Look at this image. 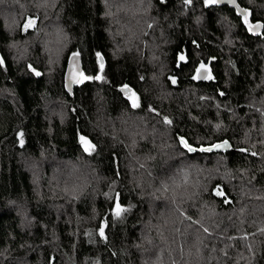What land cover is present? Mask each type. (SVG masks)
<instances>
[{
  "label": "trees",
  "instance_id": "trees-1",
  "mask_svg": "<svg viewBox=\"0 0 264 264\" xmlns=\"http://www.w3.org/2000/svg\"><path fill=\"white\" fill-rule=\"evenodd\" d=\"M10 2L0 264H264V28L249 34L234 9L205 0ZM237 2L264 24V0ZM27 16L37 25L22 32ZM70 53L92 77L71 96ZM201 63L210 78L198 81ZM182 139L231 146L190 152Z\"/></svg>",
  "mask_w": 264,
  "mask_h": 264
},
{
  "label": "water",
  "instance_id": "water-1",
  "mask_svg": "<svg viewBox=\"0 0 264 264\" xmlns=\"http://www.w3.org/2000/svg\"><path fill=\"white\" fill-rule=\"evenodd\" d=\"M217 5H227L228 7L234 9V11L239 15L241 16V18L243 19V16L240 15V10H244L245 12L248 13V11L244 8H241V6L238 4L237 0L235 2V4L231 3L230 0H223V2H220V3H216ZM29 19H34L35 20V23L32 27H29L27 30L24 29V24L26 23L27 20ZM244 22V20H242ZM250 23V21H249ZM252 24L253 26H255L256 24H261L260 22H253V23H250ZM37 25V18H34V17H26L24 18V21L21 25V31L22 32H25V31H28V30H32L35 28V26ZM245 27L247 28V30L249 31V34H256V33H259V31L261 30V28H256L254 31H250L249 30V26L246 25L244 23ZM74 53H70L68 55V57L66 58V63H65V67H64V71H63V76H62V84H63V89L66 93V95H69L71 96L72 93H73V90H74V87L77 86L79 83H70V79H75L78 77L79 73H83V67L82 66V59H81V56L80 54L78 56H73ZM73 60H75V63H73ZM31 65L30 64H27V70H29L30 72L33 71V69H31ZM196 75V73H195ZM194 75V76H195ZM208 75V73H207ZM198 81H203L205 80V78H199L197 79ZM123 89V90H122ZM131 90V91H128V90ZM119 92L126 98V99H129V96L132 95V89L125 85V86H121L120 88H118ZM227 143V147L226 148H218L216 147L217 145H222L224 143ZM230 142L229 141H226V140H222V141H219V142H215L211 145H207V146H203L202 148L199 147V148H193L197 151H201L202 152H222V151H228L230 149ZM192 148V147H191ZM202 149H211L210 151H202ZM193 152V151H191Z\"/></svg>",
  "mask_w": 264,
  "mask_h": 264
},
{
  "label": "snow or ice",
  "instance_id": "snow-or-ice-1",
  "mask_svg": "<svg viewBox=\"0 0 264 264\" xmlns=\"http://www.w3.org/2000/svg\"><path fill=\"white\" fill-rule=\"evenodd\" d=\"M191 0H185V3H190ZM220 2H223V0H205V3L206 4H216V3H220ZM231 3L235 4L236 0H230ZM240 15L243 16V20H244V23L246 25L249 26V30L250 31H254L256 28H264V24H256L255 26H253L252 24L249 23V13L245 12L244 10H240ZM35 23V20L34 19H29L26 21V23L24 24V29L27 30L29 27H32ZM79 54L78 53H74L73 56H78ZM99 55V54H98ZM0 63H2V61H0ZM73 63H75V60H73ZM101 69L103 68V61H102V58H101V65H100ZM208 69L205 67V65L203 63L200 64L199 68L196 69V75L193 77V79H199V78H205V79H208L210 78L208 75ZM37 76L40 75L39 72H36L35 73ZM89 79H92V77H89V76H85L83 73H79L78 77L75 78V79H70V83H82L83 81L85 80H89ZM95 79L97 80H100L102 79L101 76L97 75L95 77ZM123 90V89H122ZM128 91H131L130 89ZM222 95V93H221ZM129 99L131 100V103H132V107L136 108V107H139V103H138V99L135 97V93H132L131 96H129ZM165 123L167 124H171V121L170 120H167L165 119L164 121ZM21 137H23V133H20L19 134ZM81 142L82 144L85 145V151H89L90 149H92V145L84 138V137H81ZM20 143L23 144V139L20 140ZM181 143L183 144V146L188 150V151H195V149L191 148L183 139L181 140ZM228 145L227 143L225 142L224 144L222 145H217L216 147L218 148H226ZM211 149H202V151H210ZM255 155V154H253ZM217 194H222L220 192H217ZM124 209L121 208V206L119 205V203H116L115 204V214L117 215V217H119V215L121 214V212H123ZM100 235L103 236L104 235V230L103 228L100 229Z\"/></svg>",
  "mask_w": 264,
  "mask_h": 264
},
{
  "label": "rangeland",
  "instance_id": "rangeland-1",
  "mask_svg": "<svg viewBox=\"0 0 264 264\" xmlns=\"http://www.w3.org/2000/svg\"><path fill=\"white\" fill-rule=\"evenodd\" d=\"M10 2V0H0V6H2L3 8H1L2 9V11H3V9H4V6H5V3H9ZM11 3V2H10ZM11 10V9H10ZM28 64H30V63H28ZM31 65V64H30ZM31 69H33V71L31 72V73H36V71H37V69H34V67L31 65ZM83 147H84V149H85V145L83 144L82 145ZM69 164H65V167H66V169L68 170V171H70V170H72V169H74V168H72V167H70V166H68ZM121 208H123L124 209V211L123 212H121V214L119 215L120 217L122 216V213H124V212H126L125 210H127V208L125 207H122L121 206ZM114 212H115V210H113Z\"/></svg>",
  "mask_w": 264,
  "mask_h": 264
},
{
  "label": "flooded vegetation",
  "instance_id": "flooded-vegetation-1",
  "mask_svg": "<svg viewBox=\"0 0 264 264\" xmlns=\"http://www.w3.org/2000/svg\"><path fill=\"white\" fill-rule=\"evenodd\" d=\"M250 23H253V22L250 21Z\"/></svg>",
  "mask_w": 264,
  "mask_h": 264
}]
</instances>
